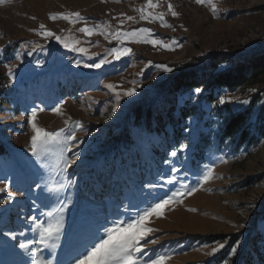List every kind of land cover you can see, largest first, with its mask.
Wrapping results in <instances>:
<instances>
[{"label":"rangeland","instance_id":"obj_1","mask_svg":"<svg viewBox=\"0 0 264 264\" xmlns=\"http://www.w3.org/2000/svg\"><path fill=\"white\" fill-rule=\"evenodd\" d=\"M153 2L158 7L148 8L147 0L0 4L2 70L12 92L0 113V189H5L0 202H7L6 208L0 207V264H31L33 258L75 264L107 237L108 228L126 226L175 193L181 195L161 209L162 215L146 221L154 230L149 239L157 242L147 246V255L138 254L137 264H148L159 255L170 257L165 264H236L251 245V233L264 228V137L239 149L231 139L220 143L218 123L201 128L214 118L207 113L190 119L175 142L157 121L174 96L178 103L190 97L209 112L204 89L184 95L174 91V81L184 72L207 80L211 73L263 49L264 0H212L215 11L207 0ZM169 4L178 15L168 11ZM141 8L145 14L163 13L166 23L151 17L142 20ZM74 12L84 19H50ZM41 24L70 46L64 47L55 36L41 35ZM85 26L94 29L92 35L81 31ZM139 28L151 30L147 39L163 43L135 38L121 42L109 35ZM113 48L131 52L117 59ZM105 59L100 68L86 66ZM128 89L135 90L132 96L124 94ZM221 98L224 104L219 103ZM219 100L218 106L229 104L235 111L252 105L250 131L257 134V128L264 127V79L235 91L223 90ZM57 105L62 114L52 111ZM33 109L39 127L64 128V135L74 133L75 139L66 146L49 145L39 158L33 156ZM202 132L210 133V145L194 162L192 152ZM209 168L212 172L205 181ZM122 171L126 176L120 194L96 191L104 174L111 172L113 184ZM193 188L196 191L189 195ZM12 209L13 221H3L4 212ZM58 222L62 230L57 247L37 243V223ZM21 243L28 247L20 248ZM220 243L224 248L210 254Z\"/></svg>","mask_w":264,"mask_h":264},{"label":"trees","instance_id":"obj_2","mask_svg":"<svg viewBox=\"0 0 264 264\" xmlns=\"http://www.w3.org/2000/svg\"><path fill=\"white\" fill-rule=\"evenodd\" d=\"M263 79L264 48L246 59L234 62L233 66L218 74L211 73L207 80L197 78L195 72H184L175 79L174 91L179 90L186 95L194 88L204 89L205 93L202 97L210 104V110L208 112L206 108L192 103L190 97L183 103H178L174 96L170 106L160 112L157 119L158 128L164 129L167 138L176 142L182 131L188 129L190 119L195 116L203 117L204 114L210 113L214 115V118L205 121L201 128L207 126L212 128L218 123L220 143L231 139L235 149L255 145L260 138L264 137V127L257 128V134L250 131L252 105L235 111L229 104L218 106V100L223 90L235 91L244 86L258 84ZM11 95L7 75L2 70V55L0 54V113L3 112ZM214 104L217 107L212 106ZM202 133L192 152L191 159L194 162L205 154L206 148L210 145V133ZM225 256L226 254L222 255L219 261H223ZM236 264H264V228L257 227L251 233V245L243 251Z\"/></svg>","mask_w":264,"mask_h":264},{"label":"snow or ice","instance_id":"obj_3","mask_svg":"<svg viewBox=\"0 0 264 264\" xmlns=\"http://www.w3.org/2000/svg\"><path fill=\"white\" fill-rule=\"evenodd\" d=\"M5 0H0V4L4 3ZM209 4H211L213 10L215 11V4L212 2V0H207ZM197 3H205V0H197ZM147 7L148 8H155L158 7V4L154 3L153 0H147ZM168 11L171 12L173 16L178 15V13L173 9V6L171 4L168 5ZM141 19L147 20L150 17L152 19L160 20L162 23H166L164 21V15L163 13H158L156 15H153L152 13L145 14V9L141 8ZM57 16L66 19L71 20L72 17H75L77 21L84 19L81 17L80 13L74 12L70 15H65L63 13L60 14H53L50 16V19L55 20ZM128 20L134 19L133 17L129 16L127 17ZM123 24V21L120 22ZM41 35L46 37L55 36L53 32L50 30H47L45 25H40ZM84 33L87 35H92L94 29L89 28L87 26L83 27L81 29ZM150 29L145 28H139L132 31H120L117 30L115 33H109V35L112 36V38L120 40L123 42L124 39L128 38H135L137 42H147L152 43L153 45L162 44V41L159 40H150L147 39V35L150 33ZM57 40H59L61 43L64 44V47H69L70 45L65 42L64 39H62L59 36H55ZM173 44H175V41H172ZM171 45L169 44H163V47L169 48ZM78 51H84V49H76ZM112 53L115 54V58L119 59L121 55H126L131 52V49H116L113 48L111 50ZM107 60H102L100 63H95L91 65H86L87 67H93V68H100L103 63H106ZM79 63V61H77ZM158 67L163 68L165 71H172V69L168 68L166 65H158ZM109 88H112V85H108ZM134 89H128L124 94L127 96H132L134 94ZM195 91L197 93L201 92L202 89L196 88ZM117 100H119V96H117ZM220 104H224L225 100L221 98L219 100ZM244 103H247V101H244ZM39 111H44V109H39ZM53 112L60 113V106L57 105L55 108L52 109ZM32 119L30 121L33 135L31 136V152L33 156H36L39 158L44 152L48 150V146L52 144H59V145H67V142L69 140L75 139V134L72 133L69 136H65V129L60 128L58 131H48L42 127H39L37 123L35 122V118L37 116V109H33L31 113ZM76 126L80 127L81 123L80 121H76ZM183 147H186L184 145ZM78 155V154H77ZM172 156H176V152L171 153ZM76 161L72 160L70 163L74 164ZM212 169L209 168L208 173L203 177L205 181H207L210 178ZM175 177H172L169 180V183L174 180ZM0 191H5V189H0ZM196 189H192L188 194L191 195L192 192H195ZM180 193H175L173 196L168 197L167 199H163L160 202L152 205L150 208H148L146 211H144L143 214L138 215L137 219L131 223H128L126 226H121L119 224L114 225L111 228L107 229V237L106 238H100L98 243H95L93 247H91L90 250L86 251V254L82 255L80 258L76 259L75 264H137V261L139 259L138 254L147 255V252L145 249L150 244H155L157 241L155 239H149L150 233H152L154 230L147 226L146 221L152 216L162 215L161 209H163L166 205L170 204L173 199L177 196H180ZM192 211H195V209H191ZM51 215V213H49ZM37 227L40 229L39 236L40 239L37 241V243L41 245H45L46 247L50 248H56L57 244L55 243V240H58L59 235L62 230V223L58 222L55 225L48 224L47 226H44L40 223H37ZM49 241H52V243H49ZM224 243H220L218 247H213L211 249L210 254H215L220 249L224 248ZM20 248L26 249L28 247L27 244L21 243L19 245ZM39 249H37V253H39ZM232 253L236 252V248H232ZM170 259L167 255H159L155 259H150L148 261V264H165V262ZM31 264H51L50 261H45L40 258H33L31 261Z\"/></svg>","mask_w":264,"mask_h":264},{"label":"bare ground","instance_id":"obj_4","mask_svg":"<svg viewBox=\"0 0 264 264\" xmlns=\"http://www.w3.org/2000/svg\"><path fill=\"white\" fill-rule=\"evenodd\" d=\"M110 173H108V175L104 174V178L102 181L103 183L98 185V188L96 189V191H98L99 193L107 192L109 194H111V193L112 194H120L121 190H122V189H120L121 188L120 185L122 184L121 181L124 179L126 174H124V171L120 172L119 176H118V178H120V180L118 181V178H117V182L112 184V182H111V180H112L111 175L112 174H110ZM0 207L6 208L7 202H0ZM14 210L15 209L7 210L6 212H4L3 221L9 222V223L12 222L13 218L15 217V215L13 213Z\"/></svg>","mask_w":264,"mask_h":264}]
</instances>
